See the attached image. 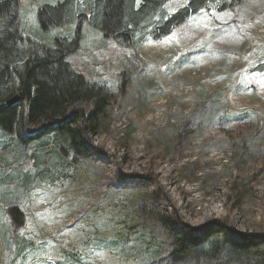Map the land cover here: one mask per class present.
Instances as JSON below:
<instances>
[{
	"label": "rangeland",
	"instance_id": "obj_1",
	"mask_svg": "<svg viewBox=\"0 0 264 264\" xmlns=\"http://www.w3.org/2000/svg\"><path fill=\"white\" fill-rule=\"evenodd\" d=\"M47 1H23L30 32ZM218 1L137 47L83 25L68 62L103 89L57 124L86 130L85 155L45 123L23 122L36 132L23 148L0 130V264H264V0ZM8 205L25 215L21 244Z\"/></svg>",
	"mask_w": 264,
	"mask_h": 264
},
{
	"label": "trees",
	"instance_id": "obj_2",
	"mask_svg": "<svg viewBox=\"0 0 264 264\" xmlns=\"http://www.w3.org/2000/svg\"><path fill=\"white\" fill-rule=\"evenodd\" d=\"M23 1L0 0V130L16 137L8 145L23 148V143L32 139L30 134H36L30 130L24 138L23 122L45 123L49 131L45 135L54 137L60 150L66 152L61 146L64 144L67 150L83 155L77 141L87 140L86 130L71 131L64 126L65 122L57 124L66 117L69 106L93 100L103 89L76 72L68 62V57L80 48L83 25L87 23L122 45L137 47L150 38L169 36L185 20L219 3L218 0H188L186 5L168 14L165 5L170 0H49L35 12L29 6V11L37 17L34 29L42 33L56 25L77 24V27L74 35L58 34L46 41L32 27L29 31L26 20L30 21V14H25ZM219 4V10H223L225 3ZM254 70L264 75V64ZM16 97H19L18 103L11 104ZM211 112H206L202 120L214 121ZM8 145L0 143L3 147ZM20 176V184L27 183L29 176L22 173ZM2 209L3 215L8 216L14 244H21L16 237L26 227L23 210L17 205ZM148 242L149 246L155 245V236L150 235Z\"/></svg>",
	"mask_w": 264,
	"mask_h": 264
},
{
	"label": "water",
	"instance_id": "obj_3",
	"mask_svg": "<svg viewBox=\"0 0 264 264\" xmlns=\"http://www.w3.org/2000/svg\"><path fill=\"white\" fill-rule=\"evenodd\" d=\"M18 100H19V97H16V98H14L12 101H10V103H11V104H13V103L15 104V102H17Z\"/></svg>",
	"mask_w": 264,
	"mask_h": 264
},
{
	"label": "crops",
	"instance_id": "obj_4",
	"mask_svg": "<svg viewBox=\"0 0 264 264\" xmlns=\"http://www.w3.org/2000/svg\"><path fill=\"white\" fill-rule=\"evenodd\" d=\"M78 261H75V262H71L70 264H77ZM83 264H89V263H83Z\"/></svg>",
	"mask_w": 264,
	"mask_h": 264
},
{
	"label": "bare ground",
	"instance_id": "obj_5",
	"mask_svg": "<svg viewBox=\"0 0 264 264\" xmlns=\"http://www.w3.org/2000/svg\"><path fill=\"white\" fill-rule=\"evenodd\" d=\"M169 3V2H168ZM205 5V4H204ZM75 34V33H74ZM70 38V37H69Z\"/></svg>",
	"mask_w": 264,
	"mask_h": 264
}]
</instances>
